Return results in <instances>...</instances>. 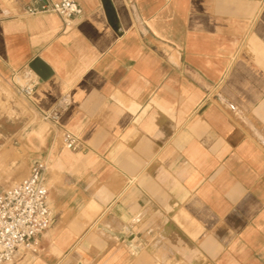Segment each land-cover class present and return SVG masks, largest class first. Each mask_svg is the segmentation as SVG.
Here are the masks:
<instances>
[{
	"label": "crops",
	"instance_id": "1",
	"mask_svg": "<svg viewBox=\"0 0 264 264\" xmlns=\"http://www.w3.org/2000/svg\"><path fill=\"white\" fill-rule=\"evenodd\" d=\"M77 1L65 25L0 0V84L31 116L0 106L2 146L47 163L54 212L12 264H264V0H110L118 31Z\"/></svg>",
	"mask_w": 264,
	"mask_h": 264
},
{
	"label": "built area",
	"instance_id": "2",
	"mask_svg": "<svg viewBox=\"0 0 264 264\" xmlns=\"http://www.w3.org/2000/svg\"><path fill=\"white\" fill-rule=\"evenodd\" d=\"M27 12L30 15L57 13L69 25L71 20L83 15L84 9L77 0H32ZM37 80L29 78L20 86L18 94L30 97L36 88ZM60 106L43 114L44 119L58 122ZM66 148L77 151L81 139L66 130L63 134ZM47 163L36 161L31 165L29 175L20 182L0 189V264H12L21 249L37 254L41 239L54 221V212L49 203V187L46 179Z\"/></svg>",
	"mask_w": 264,
	"mask_h": 264
},
{
	"label": "rangeland",
	"instance_id": "3",
	"mask_svg": "<svg viewBox=\"0 0 264 264\" xmlns=\"http://www.w3.org/2000/svg\"><path fill=\"white\" fill-rule=\"evenodd\" d=\"M3 90V85L0 84V95H2ZM4 91H7V101L3 102L0 99V106L8 108L10 117L15 119V116H12L16 113L13 108H15V106H19L24 109L25 118H31L29 111L27 110V103L25 99L15 95L12 90ZM7 128H9V126H7ZM3 142L4 137L0 133V187H7L18 183L25 178L29 172V168H27L25 160L23 164L20 165L17 162L18 157L16 156L15 150H12V147H9V144L2 146Z\"/></svg>",
	"mask_w": 264,
	"mask_h": 264
},
{
	"label": "water",
	"instance_id": "4",
	"mask_svg": "<svg viewBox=\"0 0 264 264\" xmlns=\"http://www.w3.org/2000/svg\"><path fill=\"white\" fill-rule=\"evenodd\" d=\"M102 2H103L109 22L118 31L119 24H118L115 9L111 1L102 0ZM29 67L32 71L36 73L40 81L47 80L54 74L53 68L44 59H42L39 56L35 57L31 61V63L29 64Z\"/></svg>",
	"mask_w": 264,
	"mask_h": 264
}]
</instances>
